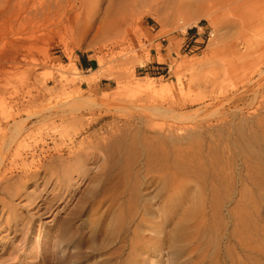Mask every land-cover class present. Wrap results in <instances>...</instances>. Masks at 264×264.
<instances>
[{"label": "rangeland", "instance_id": "obj_1", "mask_svg": "<svg viewBox=\"0 0 264 264\" xmlns=\"http://www.w3.org/2000/svg\"><path fill=\"white\" fill-rule=\"evenodd\" d=\"M118 2L0 0V128L9 133L5 119L11 122V118L30 114L42 102L62 94L65 87L67 92L79 91L80 96L109 106L123 100L156 101L165 107L174 102L175 113L180 115L177 124L204 126L199 129L205 141L202 152H191V161L182 157L185 161L172 163L169 172H158L153 160L147 164L144 156L136 162L129 159L135 154L131 138L108 150L104 145L115 131H125L130 137L136 134L137 147H141L159 130L154 124L170 122L164 115L148 123L140 121L137 112L129 116L107 104L81 108L76 115L85 128L75 144L83 140L95 158H88L86 171L78 172V163L66 158L71 155L66 145L63 157L54 160L51 169L47 164L33 178L10 180L15 182L10 189L13 196L0 192V264H212L216 253L226 260L227 248L238 246L237 232L249 230L240 210L245 201L250 211L249 202L257 196L255 179L248 178L255 153L243 146L240 128L252 124L260 104L254 90L258 70L264 69V49L256 47L247 54L245 47L246 37L255 28L249 20L264 14V0H139L124 16L117 13ZM262 21L264 28V17ZM229 55H235L230 57L242 67ZM83 56L91 67L80 66ZM228 64L237 68L231 70ZM95 69L99 73H93ZM149 80H154L152 92H140L137 87ZM25 87L42 88L41 98L16 101L26 95ZM146 95L151 97L141 102ZM59 115L27 120V141L39 133L50 136L54 125V134L59 139L62 133L65 142L73 131V126H67L72 114ZM48 142L46 148L55 144ZM118 145L126 155L118 156ZM130 170L138 171L146 184L139 192L138 183L135 186V179L128 175ZM173 176L184 179L186 189L170 214H162L168 195V183H163ZM218 190L225 198L215 209L211 201ZM129 195L149 209L146 222H140V211L129 207ZM260 212L264 217V207ZM152 220L159 222V231L148 228ZM136 230L145 236L144 243L132 251L130 241ZM154 235L158 238H150ZM24 257L29 258L25 263Z\"/></svg>", "mask_w": 264, "mask_h": 264}, {"label": "bare ground", "instance_id": "obj_2", "mask_svg": "<svg viewBox=\"0 0 264 264\" xmlns=\"http://www.w3.org/2000/svg\"><path fill=\"white\" fill-rule=\"evenodd\" d=\"M138 1L139 0H119L118 7H117V13L121 16L128 14L129 12H131V10H133V8L136 6V4H138ZM263 17H264V14H262L260 17H258L256 19L253 18L252 20H249V22H251V24L253 26H255V28H254L252 34H250L248 37H246L247 41H246L245 52H247V54H248V52L253 51L254 48H256V47L258 49H260V48L264 49V28L262 27L263 26V21H262ZM252 35H254V36H252ZM252 37H255L256 39L254 41H252L253 40ZM230 52H232V51H230ZM230 54H233V53H230ZM234 54H235V52H234ZM245 55L243 56L244 58L242 57V59H244V60L246 57ZM230 56H233V55H229V57ZM260 57H261V55H260ZM248 58H249V56H248ZM242 59L240 58L239 61L240 60L242 61ZM230 60H233L234 63L235 62L237 63V61H235L231 57H230ZM199 61H201V60H199ZM224 62H228V61H224ZM139 63L143 64V61H140ZM239 63H237V64H239ZM189 64H191V62ZM248 64L250 66V63H248ZM225 65H226V63H225ZM231 65H233V64H231ZM259 65H261V64H259ZM228 66H230V65L228 64ZM239 66L242 67V65L239 64L238 68H239ZM245 66H246V63L244 65V67ZM234 67L235 66H233V68ZM72 68L76 69L75 66H72ZM233 68H231V66H230L231 70H233ZM236 68L237 67H235V69ZM197 69L198 68H196L195 70H197ZM259 70L257 73L258 77H256V84H255L254 93H255L256 99H259L260 104H259L258 109H256L255 113L253 114L252 124L250 126H246L244 128H243V126H241V128H240L241 137L243 138L242 141L244 140V142H245L243 144V146H245V147L247 146V150L249 148H252V152L255 153L254 161H252V163L250 164L251 175L248 178L254 177L255 180L253 181L252 184H253V187L257 190V193H256L257 196L255 199H253L252 201L249 202V204L251 206L250 211L248 210L250 208H247L245 201H243L244 206L240 210V212H241L240 216H242V220H243L242 222L249 225V230L247 232L243 231L241 234H239V232H237V237L234 236L235 238H237V240L239 239L238 240V246H236V247L229 246L227 248L228 264H264V217L260 216V213H261L260 209L262 207H264V82L261 83L262 79H263V70L264 69H262V70L259 69ZM99 71L100 70L95 69L93 73H99ZM197 71H193L192 72L193 75L195 73H197ZM242 71H243V69H242ZM74 73H76V72H74ZM76 74H78V73H76ZM152 81H154V80H152ZM152 81H150L146 84H141L137 88L140 89V92H141V90L144 92H146V91L150 92L152 90V87H153ZM25 88H26V90L24 89L25 90L24 93L26 94L25 96L27 98L21 94L22 97L19 99L18 98L16 99V101H18L19 103H20V101L23 102L25 100L27 101V103L36 102L37 99L41 98L42 88H39V87H29V88L25 87ZM20 91H22V90H20ZM50 91L52 93H57V88H52ZM79 94H80L79 91L78 92H76V91L67 92L66 88L63 87L62 88V94H58V95L50 98L48 100V102H44V103L42 102L38 106V108L34 109V111L30 112V114H27L22 118H18V119H14V120L11 118L12 123L8 120V118L5 119V127H9L10 132L7 133L4 131V128H0V192L4 191L5 193H9L11 195L10 189H14L12 184H14L15 182L10 181V180L14 179V177H17V181L18 180L24 181V179L33 178L38 172H40L41 168L45 167V165L47 167V164H49L50 169L52 167H54L53 166L54 160L61 159L63 157L62 152H63L64 148L66 147V145L69 146V147L68 146L67 147H68V149H70L69 152L71 154V155L67 156L66 158L71 159L73 161V164L78 163L77 168L75 170H77L78 172H84V170L86 169L85 164H86L88 158H90V157L95 158L96 153L90 150L91 149L90 145L83 146V144H84L83 140H81L79 143L77 142L78 144H75L76 136L80 133L81 130H83L85 128L82 125V123L80 124V122H79L80 117H77L78 115H76V112H78L83 107H86V108L88 107L89 109H94V108H99V107L101 108V106L104 104H107V102L101 103V102H98V100L94 97L88 96V98H86L87 97L86 96L84 98V97L80 96ZM150 97H151V95H146L145 97L142 98L141 102H143V100L146 101ZM120 99H121V97H120ZM118 100H117V102H121V100L120 101H118ZM136 100H138V99H136ZM149 101H150V99H149ZM123 102L124 103L113 104L110 106L107 104L108 105L107 107L112 106V107H114V110L115 109L119 110L120 113L121 112L124 113L125 111H127V112H129V116H133L132 113L134 114L135 112H137L136 117L138 119H140V121L142 119H145V121H147L148 123H150L151 121H153L155 119H158L159 117H162V115H164L167 118V120H169L170 122L168 123L166 121L168 124L165 126H159V125L154 124L153 126H158L157 128L159 130L155 131L154 132L155 134L151 137H147V138L144 137L146 139H145V142L142 143L143 146H141V147H139V146L137 147V142L134 139V137L136 135L135 132H134L135 135L130 137L129 136L130 134L126 133L125 131H124V134H123V132L119 133L118 131H115L116 134L114 136L111 135L110 139L104 145L107 148V150L110 149V147L112 145H114L115 143L119 142V144H120V142L124 141L127 137H129V138H131V140H133L132 142H134V144H132V142H131V148H133L134 153H135L134 156L132 158H129V159H133L136 162L137 157L144 156L147 164L148 163L152 164L154 162L155 166L156 165L162 166L163 170H161V168L159 166H158L159 168L154 166V169L157 170L158 172H161V171L165 172V170L166 171L168 170V172H169L171 167H172V165H171L172 163L175 164V162H177L181 159L184 160L182 157H184V158L193 157V156H191V152L194 154H197L198 151L200 152V149H201L203 143H205V141L203 142V138H204L203 137V131H201L199 129H202L204 126L202 124H198V123L194 124V125L191 124V126L190 125L186 126V125L177 124L176 121L180 120V115L178 113H175L176 111L174 110V104H173L174 102L171 103L170 105H168V107H165L163 104H159L156 101L155 102L154 101H151V102L147 101L148 103L147 102L140 103L137 101H131V102L126 101L125 102L123 100ZM27 109H29V108L27 107ZM203 109L199 108L198 110L203 111ZM213 109H215V108H213ZM28 111H26V112H28ZM66 111H69L70 114H72V117H71L70 122L68 120H66V121H68L69 124L66 121H64V122L67 123V126L68 125L73 126V131L71 132V134L69 132V134L67 135L68 137L65 141L66 143L64 142V139L62 137L63 135L61 136L62 133H60L59 139L57 138L56 134H54L56 132V129H57V126H54V125H52V127H51L53 129V131H52V134H50V136H47L48 135L47 133H46L47 135L46 134L43 135L42 133H39L35 136V138L33 137L35 140L29 141V142L27 141V137L25 136V133H24L25 131H27V127H26V124H27L26 121L27 120L31 119V117L32 118L38 117L39 120H46L47 117L50 118L53 115L54 116L59 115L60 113L62 115L64 113L66 114ZM131 111H134V112L131 113ZM62 115H61V117H62ZM207 115L208 114H206V116ZM63 118H61L60 120H62ZM66 118H68V117H66ZM64 120H65V118H64ZM247 121H248V119H247ZM118 127H116V128H118ZM152 129H153V127H152ZM68 130H70V129H68ZM153 130H156V129L154 128ZM238 130H239V127H238ZM126 131H128V130H126ZM247 131H249V133H251L249 136L247 135L248 137L246 136ZM61 132H63V131H61ZM215 136H217V135H215ZM48 139L55 142L54 146H52V147L50 146V147L46 148L47 146H49ZM99 139H101V138H99ZM126 141H128V140H126ZM214 141H215V139H214ZM124 145H126L125 142H124ZM204 146H205V144H204ZM118 147H119V149L117 150V154H118V156H122V154L124 152L123 151L124 148L122 149L121 145H118ZM118 147L116 146L115 148H118ZM208 147H210V146H208ZM96 149H97V147H96ZM113 152H115V150ZM220 152H221V150H220ZM245 152H243V154ZM136 153L138 155H136ZM124 154H125V152H124ZM199 156H200V154H199ZM80 157H82V159H80ZM190 159L191 158H189L188 160L191 161ZM151 161H152V163H151ZM189 161H186V162L189 163ZM119 162H121V161H119ZM167 162H170V163L167 164ZM188 163H186V164H188ZM125 165H127V164H125ZM163 166H165V167H163ZM121 167H123V166H121ZM154 169H150V170L153 171ZM127 171L128 170H126V172ZM124 172H125V170H124ZM129 173L130 174H128V175H130V176L132 175L131 177H133V179H135L134 180L135 186L138 183L137 189L139 192L141 186L146 185V184H144V181H140L141 179L139 178V172L138 171L133 172V173L131 171ZM153 176L159 177V175H157V174H154ZM131 177H129V180L132 179ZM184 182H185L184 179H182L180 177H174L173 176L170 181L163 183V185L164 184L166 185V183H168V187L166 186V188L168 190V195H167V198H165L166 199L165 204L167 206L169 205L170 208L165 209L166 205L161 206V210H162L161 213L162 214L165 213L168 215V213L170 214V212L173 210L175 204L179 200V195L181 196L183 194V192L185 191L183 189V188H185ZM226 188L229 189L228 187H226ZM130 189L132 190V187ZM124 190H127V189H124ZM224 191H226L228 193L229 190L224 189ZM16 192H18V190ZM226 192H224V193H226ZM217 193H218L219 197L221 198V200H220V198H216L218 196ZM221 193H222V191L218 190V191H214V193L212 195L213 199L211 202L213 204L216 203L215 209L218 207V202L223 201L222 199L225 198V197H222L223 194L220 195ZM129 194H131V193H129ZM139 195H138V197H139ZM11 196H13V195H11ZM245 196H248V195H245ZM127 199L128 200L126 202H128V205L132 211L133 210H135V212L140 211L139 212V215L141 216L140 222L141 223L146 222L148 219H146L144 216L146 213L150 212L149 209L144 207V204L143 205L140 204L139 200L135 199L133 197V195H131V196L129 195V197ZM101 201L102 200H100V202ZM162 214H161V216H162L161 218L163 219ZM148 215H149V213H148ZM158 224H159V222H156L153 220L151 222H147V226H148V228H150L151 232H153V229H155V231H159L157 228ZM234 235H236V232H234ZM144 237L139 234V230H138V232H137V230L135 231L134 236L132 237V239L130 241L132 251L137 250L143 246ZM150 238H158V235H154ZM146 240H147V238H146ZM27 259H29V258L24 257L22 259V261L25 263ZM214 259H216V260L214 262H212V264H221V263L223 264L227 260V259L226 260L221 259V257H219V254H217V253L215 254ZM29 262H31V261H29Z\"/></svg>", "mask_w": 264, "mask_h": 264}, {"label": "crops", "instance_id": "obj_3", "mask_svg": "<svg viewBox=\"0 0 264 264\" xmlns=\"http://www.w3.org/2000/svg\"><path fill=\"white\" fill-rule=\"evenodd\" d=\"M80 66L82 68H86V69L89 68L90 67V61H89V59L83 56L80 59Z\"/></svg>", "mask_w": 264, "mask_h": 264}, {"label": "trees", "instance_id": "obj_4", "mask_svg": "<svg viewBox=\"0 0 264 264\" xmlns=\"http://www.w3.org/2000/svg\"><path fill=\"white\" fill-rule=\"evenodd\" d=\"M192 31L194 30V29H191ZM90 67H91V63H90Z\"/></svg>", "mask_w": 264, "mask_h": 264}, {"label": "built area", "instance_id": "obj_5", "mask_svg": "<svg viewBox=\"0 0 264 264\" xmlns=\"http://www.w3.org/2000/svg\"><path fill=\"white\" fill-rule=\"evenodd\" d=\"M202 42H204V40Z\"/></svg>", "mask_w": 264, "mask_h": 264}]
</instances>
